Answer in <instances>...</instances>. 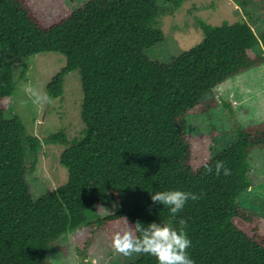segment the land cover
Wrapping results in <instances>:
<instances>
[{
	"label": "trees",
	"instance_id": "16d2710c",
	"mask_svg": "<svg viewBox=\"0 0 264 264\" xmlns=\"http://www.w3.org/2000/svg\"><path fill=\"white\" fill-rule=\"evenodd\" d=\"M157 2L87 0L71 9L64 0H0V264H47L58 240L81 231L97 205L114 207L98 220L110 240L136 221L167 223L169 209L150 197L177 189L204 193L172 220L177 228L187 220L195 264H264V216L236 203L252 186L249 155L264 150V121L238 126L236 140L211 156L195 147L204 138H190L186 120L216 107L217 85L264 63V30L200 20V43L167 64L152 61L145 50L164 40ZM42 52L65 57L46 86L51 97L62 94L65 74L80 76L83 129L70 143L63 130L39 138L25 133L18 116H5L16 85L10 60ZM52 143H67L60 154L67 179L34 199L26 174ZM215 161L231 175H206L203 165ZM130 264L158 262L138 254Z\"/></svg>",
	"mask_w": 264,
	"mask_h": 264
},
{
	"label": "rangeland",
	"instance_id": "374dc122",
	"mask_svg": "<svg viewBox=\"0 0 264 264\" xmlns=\"http://www.w3.org/2000/svg\"><path fill=\"white\" fill-rule=\"evenodd\" d=\"M87 0H64L71 9ZM242 0H158L164 12L157 22L164 40L145 50L152 61L167 64L200 43L203 33L199 27L202 20L218 26L223 22L246 21L256 35L264 30V5L249 0L246 10L240 7ZM172 10L171 8L175 5ZM257 51L261 48L258 46ZM16 85L10 97L5 116H18L25 133L39 138L63 130L67 143L77 138L83 129L80 119L82 92L77 71L64 75L62 94L51 105H34L22 91L28 82L47 92L46 86L53 76L65 66V57L55 52H42L25 61L10 60ZM48 93V92H47ZM49 95V93H48ZM217 105L205 114H189L186 117L190 138H204L196 148L202 154L216 155L236 140L238 126L264 121V63L231 77L213 89ZM27 101V103H25ZM226 102L230 107L223 104ZM193 139V140H194ZM67 143L43 144L38 151L33 171L26 180L34 199L55 190L67 179V170L60 164V154ZM32 162L26 154L28 167ZM248 179L252 186L243 191L236 203L241 208L264 216V150L255 149L249 155ZM111 205H97L87 212L86 226L81 231L69 232L60 238L47 254V264H130L138 254L125 257L114 251L106 229L98 220L113 211Z\"/></svg>",
	"mask_w": 264,
	"mask_h": 264
},
{
	"label": "clouds",
	"instance_id": "9594fccd",
	"mask_svg": "<svg viewBox=\"0 0 264 264\" xmlns=\"http://www.w3.org/2000/svg\"><path fill=\"white\" fill-rule=\"evenodd\" d=\"M22 91L34 105H51L54 98L38 85L31 82L22 85ZM27 103V101H25ZM206 175L214 174L219 177L231 175L229 168L223 161H215L214 165L205 163L203 165ZM204 193L199 194L182 190H165L151 194L154 204L163 205L169 209L172 220L182 212L189 200L198 201ZM169 220L167 223H149L146 227L139 221L129 225L126 230L117 231L111 240L114 251L125 257L133 254H147L156 258L158 264H195L190 258L188 249L191 240L188 238L186 219H179V228L175 227Z\"/></svg>",
	"mask_w": 264,
	"mask_h": 264
}]
</instances>
